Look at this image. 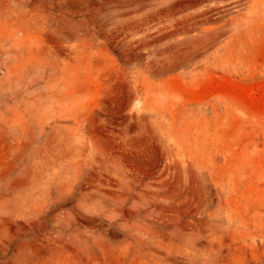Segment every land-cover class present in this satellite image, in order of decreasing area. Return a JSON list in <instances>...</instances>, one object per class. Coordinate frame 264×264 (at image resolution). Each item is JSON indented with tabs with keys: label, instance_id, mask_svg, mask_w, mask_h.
Here are the masks:
<instances>
[{
	"label": "rangeland",
	"instance_id": "obj_1",
	"mask_svg": "<svg viewBox=\"0 0 264 264\" xmlns=\"http://www.w3.org/2000/svg\"><path fill=\"white\" fill-rule=\"evenodd\" d=\"M0 264H264V0H0Z\"/></svg>",
	"mask_w": 264,
	"mask_h": 264
}]
</instances>
